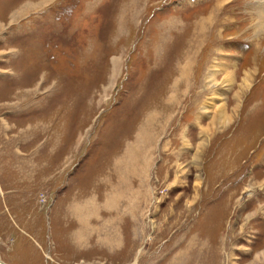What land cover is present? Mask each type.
<instances>
[{
	"label": "rangeland",
	"instance_id": "rangeland-1",
	"mask_svg": "<svg viewBox=\"0 0 264 264\" xmlns=\"http://www.w3.org/2000/svg\"><path fill=\"white\" fill-rule=\"evenodd\" d=\"M259 3L0 0L4 264H264Z\"/></svg>",
	"mask_w": 264,
	"mask_h": 264
},
{
	"label": "bare ground",
	"instance_id": "bare-ground-1",
	"mask_svg": "<svg viewBox=\"0 0 264 264\" xmlns=\"http://www.w3.org/2000/svg\"><path fill=\"white\" fill-rule=\"evenodd\" d=\"M260 4V7L258 8L260 11H262V12H259V15H262L263 17H262V19H263V22H260V27H259V29H264V3H259ZM248 74V73H247ZM215 75V74H214ZM211 77V76H210ZM216 77V76H215ZM215 77L214 76H212V78H213V80H215ZM250 80V76H245V80H244V83L242 84V86H243V88L247 85V81H249ZM235 80H230V82H234ZM242 88V89H243ZM149 142V141H148ZM149 143H151V142H149ZM136 151V150H135ZM138 152H139V150H138ZM131 154H132V152H131ZM134 154H136V153H134ZM148 156V155H147ZM76 214L75 215H78L79 216V211H76L75 212ZM82 220V219H81ZM83 221V220H82ZM81 227H83L84 228V226L83 225H81ZM0 263L1 264H4L3 263V261L1 260V258H0Z\"/></svg>",
	"mask_w": 264,
	"mask_h": 264
}]
</instances>
